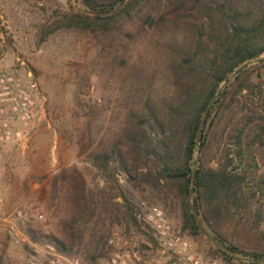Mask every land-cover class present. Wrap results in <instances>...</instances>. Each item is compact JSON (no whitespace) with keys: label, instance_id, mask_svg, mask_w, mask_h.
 Wrapping results in <instances>:
<instances>
[{"label":"trees","instance_id":"obj_1","mask_svg":"<svg viewBox=\"0 0 264 264\" xmlns=\"http://www.w3.org/2000/svg\"><path fill=\"white\" fill-rule=\"evenodd\" d=\"M122 1L86 4L107 11ZM59 11L58 29L99 41L94 75L102 93L86 100L82 145L105 184L90 189L76 165L55 172L46 210L58 230L32 239L99 264L110 224L126 219L149 234L139 215L145 202L178 206L183 230L200 235L188 200L199 158L193 203L200 221L238 254L211 243L214 251L264 264V175L256 169L264 149V0H132L105 16L69 0ZM245 62L211 107L197 143L209 101Z\"/></svg>","mask_w":264,"mask_h":264},{"label":"rangeland","instance_id":"obj_2","mask_svg":"<svg viewBox=\"0 0 264 264\" xmlns=\"http://www.w3.org/2000/svg\"><path fill=\"white\" fill-rule=\"evenodd\" d=\"M68 1L0 0V72H31L38 85L35 117L27 124H18L19 135H13L0 148V264H87L78 252L63 253L56 247L53 251L46 246L52 242L31 237L34 233L58 230L46 210L50 178L55 172L76 165L90 189L105 184L82 145L87 141L85 126L91 112L84 108L86 100H100L102 93L100 79L94 75L99 67V41L91 34L56 27L59 10H66ZM72 1L80 9V0ZM88 76L90 86L86 84ZM256 166L258 178L263 177L264 149ZM155 208L166 219V237L149 221ZM16 210L21 211L20 215ZM139 215L150 225H144V229L155 241L126 219L110 224L104 231L107 247L99 264H115V260L117 264L123 260L128 264H193L178 249L170 247L176 236L188 241L202 264H248L216 253L203 234L193 236L183 230L178 206L166 210L145 202ZM11 225L26 234L28 240H20L11 233ZM261 227L264 228V222Z\"/></svg>","mask_w":264,"mask_h":264},{"label":"built area","instance_id":"obj_3","mask_svg":"<svg viewBox=\"0 0 264 264\" xmlns=\"http://www.w3.org/2000/svg\"><path fill=\"white\" fill-rule=\"evenodd\" d=\"M37 91L38 85L33 80L31 72L27 74L0 72V148L13 135H19V131L16 130L18 124H27L35 117L37 113ZM16 212L19 215L21 213L20 210H16ZM14 213L10 214L9 217H12ZM40 217L43 218L44 215L40 214ZM149 221L155 225L162 237L168 235V226L161 210L155 208V213L149 216ZM10 227V232L14 233L20 240H28L27 235L19 231L15 225H11ZM169 244L173 245L170 247L178 249V252L193 264L203 263L201 262V258L193 253L192 246H189L188 241L182 239L181 236L172 238ZM46 246L53 251L55 250L54 244L48 243ZM135 257H139L137 253H135ZM33 264H36V262H33ZM76 264L83 263L76 261ZM115 264H117L116 260ZM121 264L128 263L126 260H123ZM204 264H214V262L207 261Z\"/></svg>","mask_w":264,"mask_h":264},{"label":"water","instance_id":"obj_4","mask_svg":"<svg viewBox=\"0 0 264 264\" xmlns=\"http://www.w3.org/2000/svg\"><path fill=\"white\" fill-rule=\"evenodd\" d=\"M132 0H123L117 7L111 9V10H107V11H100V10H93L87 7L86 4V0H80L81 6H79V8L81 10H83L86 13L92 14V15H111V14H116L118 12H120L126 5H128ZM264 57V55L262 56ZM248 64V62H245L241 65H239L237 68L231 70L230 72H228V74L226 75L223 83L221 84L220 88L217 90V92L214 94V96L211 98V100L209 101L207 107L204 110V113L202 115V118L200 120L199 126H198V130H197V143H198V138L199 135L201 134L203 127L206 123L208 114L211 110V107L213 106V104L215 103V101L217 100V98L219 97V95L221 94V92L223 91V89L225 88L229 77L240 71L242 68H244L246 65ZM197 151L199 153V146L197 145ZM199 158H197V162L194 166V170H193V175H192V184H191V188L189 191V195H188V200H189V205L190 208L192 210L193 213V217L194 220L200 230V232L212 243L214 244L216 247L224 250L225 252L231 253V254H238V251L232 249L231 247L223 244L222 242H220L209 230H207L201 223L200 218H199V213L196 209V207L194 206L193 203V192H194V187H195V182H196V171H197V163H198ZM261 261L264 262V257L260 258Z\"/></svg>","mask_w":264,"mask_h":264}]
</instances>
